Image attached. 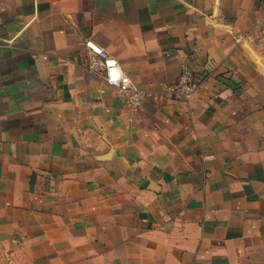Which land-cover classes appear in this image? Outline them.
<instances>
[{
  "label": "crops",
  "instance_id": "0c3cea01",
  "mask_svg": "<svg viewBox=\"0 0 264 264\" xmlns=\"http://www.w3.org/2000/svg\"><path fill=\"white\" fill-rule=\"evenodd\" d=\"M264 0H0V264H264ZM90 39L151 95L90 70ZM188 62L196 91L161 95Z\"/></svg>",
  "mask_w": 264,
  "mask_h": 264
},
{
  "label": "built area",
  "instance_id": "2783aa9c",
  "mask_svg": "<svg viewBox=\"0 0 264 264\" xmlns=\"http://www.w3.org/2000/svg\"><path fill=\"white\" fill-rule=\"evenodd\" d=\"M253 29L258 34L264 33V12L256 18ZM84 46L87 50L83 53V58L88 68L98 72L107 84L114 86L123 95L127 105L132 108H140L151 92L132 82L117 59L97 46L92 40H85ZM196 89L197 82L191 65L188 62H182L176 82L163 85L161 95L185 101Z\"/></svg>",
  "mask_w": 264,
  "mask_h": 264
}]
</instances>
